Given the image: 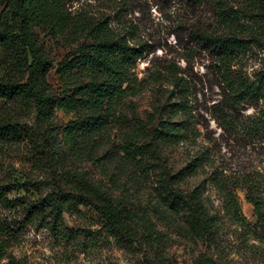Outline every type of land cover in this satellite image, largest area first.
<instances>
[{"label": "trees", "instance_id": "16d2710c", "mask_svg": "<svg viewBox=\"0 0 264 264\" xmlns=\"http://www.w3.org/2000/svg\"><path fill=\"white\" fill-rule=\"evenodd\" d=\"M72 1L0 0V155L25 147L31 168L30 174L20 172L0 183V209L7 212L0 216V261L7 258L19 230L27 226L48 230L67 245L78 244L81 237L64 221L65 215H76L93 220L98 231L118 246L142 253L147 264H173L163 256L165 236L151 218L154 210L135 207L119 177L130 166L148 172L150 160L160 148L186 142L196 145L197 122L183 102L188 89L174 79L179 101L169 98L161 106L172 119L179 117L177 121L161 120L151 130L134 116L128 119L123 103L140 90L133 70L147 45L132 44L134 30L113 29L110 18L93 21L84 12L72 13L68 8ZM188 1L211 6L216 28L227 32L190 33L196 45L217 60L221 72L223 101L212 109L214 123L231 138L249 144L261 141L264 70L251 79L239 70L232 71L231 65L246 52L247 43L264 36V0ZM116 21L122 27L123 22ZM40 32L75 46L57 65L55 74L62 83L57 90L47 82L53 64L39 41ZM165 71L164 76L174 74ZM156 77L165 79L160 74ZM244 106L254 113L245 118L237 115ZM55 112L71 116L61 130L53 124ZM109 128L119 132V145L103 158L92 157L89 145L96 144L97 137ZM192 154L178 171L163 173L158 181L160 213H181L187 232L201 242L218 238L226 220L245 233L248 226L236 195L240 188L253 207L257 227L264 231V198L258 175L226 177L214 168L207 149ZM85 158L103 173L107 184L95 181L81 168ZM135 172L129 173L131 177ZM197 177L202 178L200 183L184 188L188 180ZM206 187L220 200L219 212L205 203ZM17 211L22 214L18 228L10 217ZM84 236L87 244L98 240L95 233ZM195 264L216 263L200 256Z\"/></svg>", "mask_w": 264, "mask_h": 264}, {"label": "rangeland", "instance_id": "374dc122", "mask_svg": "<svg viewBox=\"0 0 264 264\" xmlns=\"http://www.w3.org/2000/svg\"><path fill=\"white\" fill-rule=\"evenodd\" d=\"M68 8L72 13H86L93 21L110 18L111 28H121L122 32H127V28L134 30L132 44L147 45V50L133 70L137 82L141 83L140 90L123 103L122 109L128 119L134 116L145 125L148 124L151 130L155 129L161 120L171 118L168 111H162L161 106L169 98L171 102L179 101L178 93L172 85L173 80H179L188 89L183 102L197 122L196 145L186 142L160 148L150 160L148 172L144 173L141 168L130 166L119 177L121 183H125L135 207L154 210L150 213L151 218L165 236V243L161 246L163 256L173 264H195L200 256L211 258L216 264H264V231L257 227L253 207L247 202L246 191L243 189H237L236 195L248 226L245 233L226 220L216 241L201 242L187 232L181 213H166L165 216L160 213L157 190L162 174L178 171L197 150L207 149L214 168L221 170L226 177L238 179L250 174L258 175L264 198V139L249 144L238 138H231L212 119V109L223 101L221 72L218 71L217 60L190 38L192 31L215 30L217 33H227L216 28V15L212 7L206 4L197 6L188 0H73ZM116 17L123 22L122 27L117 23ZM39 41L53 64L47 82L54 90L62 88L55 71L75 46L60 38L50 39L41 32ZM246 47V52L232 62L231 70H239L252 79L255 74L264 70V36L253 43H247ZM165 70H172L173 76H164ZM156 74L165 79L157 80ZM253 113L251 107L244 106L237 115L245 118ZM178 118L171 119L177 121ZM70 120L71 116L55 112L53 124L61 130ZM119 138L118 131L111 128L104 130L97 137L96 144L89 145L90 155L103 158L113 146L119 145ZM27 152L25 147H21L8 149L0 155V183L10 180L15 174L31 173L27 164ZM84 160L81 168L90 173L95 181L107 184L103 173L94 168L87 158ZM133 170L137 173L135 177L129 174ZM32 175L38 177L35 173ZM201 180L199 177L190 179L188 186L184 188L189 189ZM205 190V203L219 212L221 202L215 192L209 187ZM6 215L7 212L0 209V216ZM10 217L15 219L18 228L21 211L12 213ZM64 221L68 228L81 237L78 244L67 245L57 241L48 230L27 226L19 230L17 239L8 249L7 258L0 261V264H147L142 253L128 251L110 240L102 231H98L93 220L65 215ZM86 232L95 233L98 240L88 241L87 244L84 236Z\"/></svg>", "mask_w": 264, "mask_h": 264}]
</instances>
